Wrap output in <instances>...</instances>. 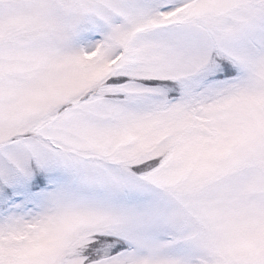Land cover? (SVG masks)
Returning <instances> with one entry per match:
<instances>
[{
	"label": "snow or ice",
	"instance_id": "snow-or-ice-1",
	"mask_svg": "<svg viewBox=\"0 0 264 264\" xmlns=\"http://www.w3.org/2000/svg\"><path fill=\"white\" fill-rule=\"evenodd\" d=\"M0 264H264V0H0Z\"/></svg>",
	"mask_w": 264,
	"mask_h": 264
}]
</instances>
